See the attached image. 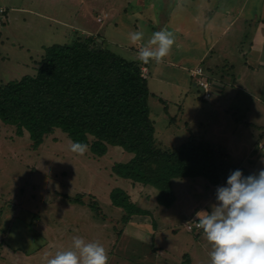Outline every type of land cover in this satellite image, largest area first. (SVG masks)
Here are the masks:
<instances>
[{
    "label": "rangeland",
    "instance_id": "obj_1",
    "mask_svg": "<svg viewBox=\"0 0 264 264\" xmlns=\"http://www.w3.org/2000/svg\"><path fill=\"white\" fill-rule=\"evenodd\" d=\"M0 7V84L34 76L46 48L87 38L142 64L139 49L168 30L175 38L169 54L143 63L156 145L170 150L193 138L245 176L264 169V0H0ZM134 31L144 33L136 44ZM212 34L221 38L210 47ZM245 56L253 63L240 78ZM196 67L225 84L210 102L189 76ZM71 142L57 129L35 145L0 119V264H47L76 236L102 244L109 264H210L202 229L189 227L215 203L217 187L204 178L175 179L166 208L156 189L113 171L131 154L108 146L101 157L90 147L78 155ZM116 190L131 212L113 203Z\"/></svg>",
    "mask_w": 264,
    "mask_h": 264
},
{
    "label": "trees",
    "instance_id": "obj_2",
    "mask_svg": "<svg viewBox=\"0 0 264 264\" xmlns=\"http://www.w3.org/2000/svg\"><path fill=\"white\" fill-rule=\"evenodd\" d=\"M149 97L139 64L87 38L46 48L34 76L0 84V119L15 125L18 134L26 132L35 145L59 129L99 157L108 146L121 148L132 158L115 164L113 171L156 189L158 203L166 208L175 200V179L224 184L237 168L227 165L225 154L214 146L193 138L170 150L156 145ZM111 197L117 207L131 212L120 190Z\"/></svg>",
    "mask_w": 264,
    "mask_h": 264
},
{
    "label": "clouds",
    "instance_id": "obj_3",
    "mask_svg": "<svg viewBox=\"0 0 264 264\" xmlns=\"http://www.w3.org/2000/svg\"><path fill=\"white\" fill-rule=\"evenodd\" d=\"M132 44L144 37L142 31L129 34ZM174 35L166 29L152 34L139 49L143 63H159L174 44ZM214 91V90H213ZM69 150L83 155L88 145L73 141ZM196 221L211 245L210 264H264V169L245 176L242 170L230 172L226 182L215 191L210 210L197 213ZM47 264H109L105 247L99 242H86L73 237L72 247L46 258Z\"/></svg>",
    "mask_w": 264,
    "mask_h": 264
},
{
    "label": "crops",
    "instance_id": "obj_4",
    "mask_svg": "<svg viewBox=\"0 0 264 264\" xmlns=\"http://www.w3.org/2000/svg\"><path fill=\"white\" fill-rule=\"evenodd\" d=\"M0 8H5V7H0ZM5 10V9H4ZM216 13V12H215ZM224 13H227V12H224ZM35 14H37V13H35ZM40 17V16H39ZM108 17V15H105L104 16V18H107ZM228 27V26H227ZM227 27H225L223 30H222V32H221V34H224V32L226 31V28ZM163 28V27H162ZM262 35H261V37L260 38H262V45L264 44V29H262ZM210 37H215V40L212 42V44L210 45V47L212 46V45H214V46H216L215 45V43H217L218 41H219V39L221 38V36H219V35H214V34H212ZM255 46H259L258 45V43L257 42H255V44H254ZM210 47H208L207 49H206V51H205V53L203 54V56H205L203 59H205L206 57H207V55H209L208 54V52H212V48H211V50L209 49ZM258 50H260V51H258V56H260V59H259V57H257L256 58V60H258V61H260L261 60V58H263L264 56V47L262 46H260V47H258ZM248 56H245L244 57V60H246V63H244L243 64V67H242V71H241V74H240V78L242 77V76H244V74H248L249 73V71H250V64L251 63H253L251 60H250V58L248 57ZM247 61H248V64H247ZM258 61H256V63H258ZM145 64V63H144ZM139 66H140V68H141V76H142V70H144L146 73H145V76L144 77H142V78H144L145 80H146V78H147V75H148V70L146 69V67H145V65H143V63L142 64H139ZM197 68H200V67H196V69ZM195 69V70H196ZM203 70V69H202ZM244 71H245V73H244ZM192 72V71H191ZM191 72H189V76H190V74H191ZM203 72H204V70H203ZM205 74V73H204ZM192 76V75H191ZM210 80V79H209ZM212 81V80H211ZM213 84H215V89H213L214 90V93L215 94H219L220 93V91H222V89L225 87V84L223 83V81L222 80H220L219 78H217L214 82H213ZM208 102H210V100L208 101Z\"/></svg>",
    "mask_w": 264,
    "mask_h": 264
},
{
    "label": "built area",
    "instance_id": "obj_5",
    "mask_svg": "<svg viewBox=\"0 0 264 264\" xmlns=\"http://www.w3.org/2000/svg\"><path fill=\"white\" fill-rule=\"evenodd\" d=\"M5 15V10L0 8V19H3ZM145 71L142 70V77L145 76ZM193 78H196V83L198 87L203 91L202 100L208 102L212 97L211 91L213 90V82L209 78H205V74L201 68H197L194 72L191 73ZM200 229L199 225L194 223L189 229Z\"/></svg>",
    "mask_w": 264,
    "mask_h": 264
},
{
    "label": "water",
    "instance_id": "obj_6",
    "mask_svg": "<svg viewBox=\"0 0 264 264\" xmlns=\"http://www.w3.org/2000/svg\"><path fill=\"white\" fill-rule=\"evenodd\" d=\"M213 89H215V84H213Z\"/></svg>",
    "mask_w": 264,
    "mask_h": 264
}]
</instances>
